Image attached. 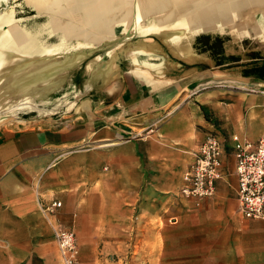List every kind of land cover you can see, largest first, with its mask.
<instances>
[{
    "label": "crops",
    "instance_id": "crops-1",
    "mask_svg": "<svg viewBox=\"0 0 264 264\" xmlns=\"http://www.w3.org/2000/svg\"><path fill=\"white\" fill-rule=\"evenodd\" d=\"M135 3L104 31L67 0L0 11L21 36L0 70V264H60L38 205L52 199L77 264H264V220L237 211L231 140L264 135V0L206 25L192 6L161 24ZM210 130L222 176L194 206L177 189Z\"/></svg>",
    "mask_w": 264,
    "mask_h": 264
},
{
    "label": "built area",
    "instance_id": "built-area-1",
    "mask_svg": "<svg viewBox=\"0 0 264 264\" xmlns=\"http://www.w3.org/2000/svg\"><path fill=\"white\" fill-rule=\"evenodd\" d=\"M235 198L237 211L248 219L264 220V135L254 142L238 141L232 136ZM221 141L216 132L207 131L193 151L192 161L181 174L177 196L198 206L203 198L211 197L215 183L222 176ZM39 210L49 221L52 237L62 264H77L78 249L73 233L56 219L60 201L38 202ZM174 221V218L170 219Z\"/></svg>",
    "mask_w": 264,
    "mask_h": 264
},
{
    "label": "bare ground",
    "instance_id": "bare-ground-1",
    "mask_svg": "<svg viewBox=\"0 0 264 264\" xmlns=\"http://www.w3.org/2000/svg\"><path fill=\"white\" fill-rule=\"evenodd\" d=\"M6 1L7 0H0V5L4 4ZM34 1H35L36 4H40V2H42L43 0H34ZM67 1H68V4H69L68 8H70L74 13L77 14L78 18L83 22L84 26H86L87 28L89 27V28H93V29H98L100 31H104L111 24V22H110L111 20L108 17V13L109 12H113V11H116L118 9H124L125 12L128 14L129 10H130L129 8H123V6L121 4V0H67ZM234 2H236V0H233V1L232 0H224L223 3L221 1L216 2L215 0H210V2L207 1V3H204V0H190L191 5H189V7L192 6V7L195 8L194 9L195 10V14L197 16V19L200 20V24L206 25L207 23H210V19H213L214 15L222 14L221 11L225 8L226 5H231L232 4L233 7H237L236 3L234 4ZM186 4H187V2L184 1V0H182V1L181 0H136L135 8H136L137 13L141 14L142 11H143V16H148L150 14H155L157 20L161 24H167V23L172 22L173 9L175 10V12L178 13V15L186 13L187 8H189V7L186 6ZM44 6H45V4H44ZM184 8H185V10L182 11L184 13H181V10L184 9ZM116 12H115V14H116ZM11 16L12 15L7 14V13H2V14L0 13V25L2 23H6L8 25L7 29H5V30H2L0 28V70H1V68H2V70H5V68H7V66H8V63L10 62V58H9L10 54H9V52L7 50L8 49H12L13 44L16 45V41L21 39V36L18 33V31L12 27V24H11L12 18H11ZM225 17H226V15H225ZM128 20H129V18H128ZM13 25H14V23H13ZM180 26H181V24H180ZM201 27H203V26H201ZM177 32L179 34V31H177ZM96 51H97V49H96ZM143 65H145V64H143ZM2 70H1V72H2ZM44 94H46V93H44ZM25 105H28V102L21 101L16 106L22 107V106H25Z\"/></svg>",
    "mask_w": 264,
    "mask_h": 264
},
{
    "label": "rangeland",
    "instance_id": "rangeland-1",
    "mask_svg": "<svg viewBox=\"0 0 264 264\" xmlns=\"http://www.w3.org/2000/svg\"><path fill=\"white\" fill-rule=\"evenodd\" d=\"M11 1H12V0H7L4 4L0 5V11L3 10V8H5L7 4L9 5V4L11 3ZM57 255H58V254H57ZM58 258H59V257H58ZM39 260H40V257H38V256H36V255L32 258V262H33V264L36 263V262H37V264L40 263ZM59 261H60V260H59ZM60 264H62L61 261H60Z\"/></svg>",
    "mask_w": 264,
    "mask_h": 264
}]
</instances>
